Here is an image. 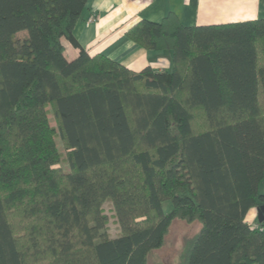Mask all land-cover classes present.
<instances>
[{
	"label": "trees",
	"instance_id": "obj_1",
	"mask_svg": "<svg viewBox=\"0 0 264 264\" xmlns=\"http://www.w3.org/2000/svg\"><path fill=\"white\" fill-rule=\"evenodd\" d=\"M86 2L0 0V264H147L174 221L199 224L180 264H264V220L246 222L264 205V19L141 20L126 37L171 68L133 72L80 47Z\"/></svg>",
	"mask_w": 264,
	"mask_h": 264
},
{
	"label": "crops",
	"instance_id": "obj_2",
	"mask_svg": "<svg viewBox=\"0 0 264 264\" xmlns=\"http://www.w3.org/2000/svg\"><path fill=\"white\" fill-rule=\"evenodd\" d=\"M170 13L184 27L238 23L264 19V0H87L73 35L89 56L103 55L133 72L169 71V51L143 49L125 34L141 20L160 23ZM63 45L66 59H74L78 50Z\"/></svg>",
	"mask_w": 264,
	"mask_h": 264
},
{
	"label": "rangeland",
	"instance_id": "obj_3",
	"mask_svg": "<svg viewBox=\"0 0 264 264\" xmlns=\"http://www.w3.org/2000/svg\"><path fill=\"white\" fill-rule=\"evenodd\" d=\"M17 39H21L18 36ZM24 53H27L26 48H23ZM48 118L50 120V125L55 126V121L53 119L52 112H49ZM57 147L61 153V162L59 166L64 170L68 171V164L65 161V150L60 142L59 138H56ZM170 204L165 203L164 207L167 210ZM103 213L107 216L106 232L110 237H116L118 235V228L113 215L112 207L109 203H104L102 205ZM256 210L249 212L246 222L251 227H256ZM199 229V224L194 223L187 225L181 221H174L169 229V233L166 237V242L161 250L153 252L147 260V264H180L179 256L188 240H190Z\"/></svg>",
	"mask_w": 264,
	"mask_h": 264
},
{
	"label": "water",
	"instance_id": "obj_4",
	"mask_svg": "<svg viewBox=\"0 0 264 264\" xmlns=\"http://www.w3.org/2000/svg\"><path fill=\"white\" fill-rule=\"evenodd\" d=\"M264 189V185H263ZM257 222L260 223L264 220V205H261L256 208Z\"/></svg>",
	"mask_w": 264,
	"mask_h": 264
},
{
	"label": "built area",
	"instance_id": "obj_5",
	"mask_svg": "<svg viewBox=\"0 0 264 264\" xmlns=\"http://www.w3.org/2000/svg\"><path fill=\"white\" fill-rule=\"evenodd\" d=\"M96 19L94 17L89 18L88 22H94Z\"/></svg>",
	"mask_w": 264,
	"mask_h": 264
}]
</instances>
